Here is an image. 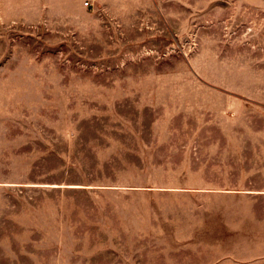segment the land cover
I'll list each match as a JSON object with an SVG mask.
<instances>
[{"label": "rangeland", "instance_id": "obj_1", "mask_svg": "<svg viewBox=\"0 0 264 264\" xmlns=\"http://www.w3.org/2000/svg\"><path fill=\"white\" fill-rule=\"evenodd\" d=\"M0 264H264V0H0Z\"/></svg>", "mask_w": 264, "mask_h": 264}, {"label": "built area", "instance_id": "obj_2", "mask_svg": "<svg viewBox=\"0 0 264 264\" xmlns=\"http://www.w3.org/2000/svg\"><path fill=\"white\" fill-rule=\"evenodd\" d=\"M84 4H85V6H86V5H88V2H85Z\"/></svg>", "mask_w": 264, "mask_h": 264}]
</instances>
